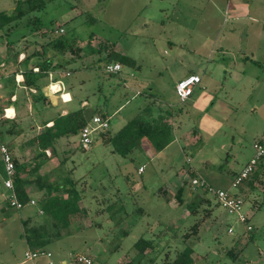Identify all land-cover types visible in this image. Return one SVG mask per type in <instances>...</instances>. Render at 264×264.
<instances>
[{
    "label": "rangeland",
    "instance_id": "374dc122",
    "mask_svg": "<svg viewBox=\"0 0 264 264\" xmlns=\"http://www.w3.org/2000/svg\"><path fill=\"white\" fill-rule=\"evenodd\" d=\"M16 1L19 0H0V12L11 15L16 8ZM44 1V9L26 17L17 30L8 34L9 40L20 32L29 33L30 29L25 27L27 19L35 16L41 17L46 31L63 28L64 38L77 42V46L81 45L84 64L101 67L107 60H118L121 51L127 53L128 57L136 55L144 61L147 69L143 68L142 72L151 80L150 86L145 89L147 94L163 108H171L169 105L173 108L182 106L183 114L178 116L177 126L173 127V144L162 155L155 151L149 158L136 152L128 157L137 181L133 191L128 184L130 181L121 176L116 180L114 178V183L103 166L109 167L111 164L114 167L115 159L122 160L118 158L119 155L113 157L111 152L115 146L113 142H108L118 131L116 116L111 120L110 130L106 131L109 139L104 140V134L107 133L99 131L93 135L94 144L88 151H83L79 143L80 134L62 137L69 143L67 164L42 178V181L51 180L54 183L45 191L49 194L40 205H28L20 211L10 208L4 201L8 192L4 188L5 177L0 173V264H48L44 259L25 262V252L29 246L24 239L22 221L28 219L32 220V225L45 224L52 231L70 232L71 235L46 247L53 254L54 264H62L61 254L65 255L68 264H78L75 261L78 255L87 256L93 264H167L188 247L194 250V264H264V175H259L249 186L250 180H247L238 189L232 188L235 177L255 156L254 144L259 140L264 143V32L259 30L264 25V14H252L256 20L247 21L252 41L247 39V44H243L241 50H229L227 56L238 61L237 69L241 70L244 80L234 88L229 87L228 100L224 92L218 89L212 94L215 100L205 110L187 113L192 98L181 103L176 85L182 78L194 73L185 71L190 68L196 54L191 45L192 38L190 40V34L185 31L186 28L191 29L187 26L191 11L182 5L183 0L178 7L176 3L180 0H165L164 3L152 0V4L135 23V11L141 6L133 0ZM144 18L162 20L154 22L150 30L135 41L133 32L140 28ZM36 36L38 34L29 36L27 44L38 40ZM167 36L174 39L176 46L168 43L165 39ZM2 41L5 40L0 39ZM253 44L255 47L252 48ZM176 47L182 53L170 63L172 65L167 66L166 61L176 51ZM200 57L203 61L208 59L203 52ZM225 66H229V60H226ZM228 68L225 77L230 84L231 75L236 70L232 66ZM69 69L75 73L77 71L73 64ZM198 73L205 80L206 73L200 70ZM216 75L219 79L224 78L221 71ZM78 77L75 75L70 80L75 82ZM113 88L121 94L119 101L113 104V97L104 96L108 85L104 84L103 91L100 90L103 94L100 105L105 106L109 101L106 110L110 115L115 111L112 108H118L120 103L126 102L123 89L118 85ZM89 96L94 98L93 94ZM144 98L129 99L130 102L121 111L128 112L131 106L143 103ZM220 100L224 101L225 109L218 112L219 103L216 108L211 107L214 101ZM58 124L63 126L62 119ZM7 130L13 131L10 134L12 139L1 132L0 141L9 145L14 141L17 144L15 127L10 125ZM143 165L146 173L138 176L137 171ZM173 171L179 174L176 186L171 183ZM193 177L204 179L216 189L230 190L243 197L244 212L251 215L253 231L248 232L246 225L226 213L213 195L193 187ZM114 187L121 189L120 199L111 201L106 193ZM181 187H184L183 204L178 203L176 197ZM241 189L246 192L242 193ZM105 198L107 201L103 202ZM202 199L211 202L201 205L199 201ZM84 201L88 206L81 211ZM192 203H195L193 207L200 205L198 214L190 210ZM37 207H41L45 214H38ZM204 209H210L211 215H205ZM31 210L37 212L29 213ZM201 221L198 235H193L192 227ZM230 227L234 229V234L228 232ZM186 235L191 237L186 238ZM142 238L153 242V248L148 249L146 255L135 249L136 243Z\"/></svg>",
    "mask_w": 264,
    "mask_h": 264
},
{
    "label": "crops",
    "instance_id": "0c3cea01",
    "mask_svg": "<svg viewBox=\"0 0 264 264\" xmlns=\"http://www.w3.org/2000/svg\"><path fill=\"white\" fill-rule=\"evenodd\" d=\"M133 1L137 2L138 6H141L139 7V10L135 11V16L133 19L135 23V21L139 20L145 10L148 9V7L152 4V0ZM181 1L182 0L176 3L177 7L181 4ZM184 1L185 0H183L182 5H185L191 11L190 16L187 17V21H190L187 26H189L191 29L186 28L185 31L190 34V40L192 38L191 45L193 47V52L196 54L195 60H193V62L190 64V68L185 72H194L192 74H196L201 77V83L196 87L194 94L191 97L192 99L190 101L189 108L187 109V113H194L196 111L200 113V111H203V109L205 110L206 106L209 105L212 100H215V97H213L212 94H214L218 89L219 91L224 92L225 97H227L228 100L229 94L227 90L229 87L234 88L241 83L242 79L244 80V76H241L240 74L241 70L237 69V64H239L238 61L235 59H228L227 56L230 52L229 50H241L240 47L243 44H247V39L251 40L248 33L249 29L247 28V21L248 19L256 20L254 17H252L253 13H257L259 15L264 14V12L261 11L264 10V0ZM164 2L165 0H161V3ZM171 5L173 6L174 4ZM176 6L174 5L175 10L177 9ZM161 20V18H144L141 22L140 28L133 32V35L136 38L135 41L141 36L142 33L149 31L154 22L158 23L161 22ZM162 22H164V20ZM259 30L264 32V25L263 28H260ZM42 32H46V30H42L41 33ZM41 33H38V36L36 37H39V39L34 40L32 45H30V43L27 44L28 37L22 38L27 34L25 32H20L19 34L14 35V37L10 40L5 33L0 35V39L5 40L0 42V125H3L2 128H0V139L2 135H8L12 139L10 134L13 131L7 130L8 126L10 125H12L13 128L15 127V134L18 137L15 139L17 144L14 143V141H12V145L2 141H0V144H6L11 149L15 161L22 167L19 178L24 182L26 194L29 199L37 200L39 205L43 199H46L45 196H48L49 194H47L45 191L54 183L51 180L42 181V178H45L48 173H52V170L54 169L60 168L62 166L66 167L67 164L66 157L69 153L68 141L66 142V140H63L61 137L56 139L53 145L48 147L43 146L41 141H39V138H41L43 135L46 134L45 138H47V136L49 137L54 133V131L48 132V130L54 128L55 122L65 118L68 114L82 111L89 123L94 116L105 115L106 119L109 121V128L107 130L109 131L112 124L111 120L114 116H116L117 118L115 119V126L118 128V131H116L114 134H117L130 121H132L134 118H137L138 116H142L147 120H153L163 116L165 118V122L169 123L173 127H176L178 116L183 114L182 106L173 108L172 105H169L171 108H163L161 105H157L155 99L147 94L145 89L146 87L150 86L151 80L142 72L144 71L143 68L147 69V66L144 65V61L138 59L136 55H131V57H129L132 60V65L130 68L122 65V71L120 73L109 74L105 71L106 63L100 67L91 64L87 65L82 62V56L84 53L81 45L79 48H81L82 51L77 57L69 53H65L64 55L57 54L50 48H48L44 53L45 59H47L53 65L61 64L64 66L68 64L62 69H57L56 71L51 72L56 80L63 83V91L65 94H69V96H65L66 100H62L61 94H55V92L50 89V77H45L40 80L39 89L26 88L23 84L24 79L22 73L28 68H38L36 66L41 59L40 57H34L29 61H25V59L29 54L36 50L42 51L40 47L43 45L45 39ZM259 34L261 35V33ZM165 39L168 40V43L172 44V46H176L174 39L170 38V36L165 37ZM25 40L26 43L24 42ZM10 42H14V45H10ZM253 47H255L254 44L252 48ZM175 50L176 51H173L171 57L166 61L168 64L167 66L172 65L170 63L176 61V59H178L182 53L179 52L180 50L177 51V47ZM201 52H203L208 57V59L204 61L201 60ZM120 53L122 56L128 57L127 53L123 51ZM226 60H229V66H225ZM72 64L76 65V73L74 70L69 69L71 68ZM230 66L234 67L236 71L233 72L235 76H233L232 73L230 84H228L227 77L225 76H227L229 72L228 67ZM199 70L206 73L205 80L202 78L200 73H198ZM220 71L223 72L224 78L220 77L219 79L216 75ZM81 74H83V76ZM75 75L79 77L75 82H73L70 79ZM67 79L69 80L67 81ZM104 84L108 85V91L104 96L113 97V100L116 98L115 101L112 100V104L113 102L115 103L119 101V97H121L119 90L113 88L115 85H118L123 89V99L126 100L124 104L120 103L118 108H112L115 110L112 115H110L106 110V107L109 106V101L106 102L105 106L100 105V100L103 96L100 90L102 89L103 91ZM58 87L59 86H54L53 90H57ZM74 87H77L78 89H74ZM69 88H71V90ZM91 89L95 90L91 91ZM89 93L93 94V99L89 96ZM194 95L197 96L195 99ZM140 96L145 97L143 103L131 106L130 110L126 113L121 111L125 108V104L130 102L129 99L137 100ZM218 103V112L220 109H225V103L222 100L219 102L214 101L213 107L211 108H216ZM221 103L223 105H221ZM6 110H8L7 115H5ZM9 111H12L11 116L8 114ZM1 132H3L2 135ZM173 142L171 144H173ZM107 144L108 143H105V145ZM171 144L168 145L158 155H162L163 152L168 150ZM136 152L143 153L145 156L151 158L155 150L147 139H143L138 142L134 152L125 158H121L123 156L117 153L114 148L111 152L113 157L119 155L118 158L122 160L115 159L114 167H111V164L109 167H107L105 164L103 165L107 174L114 183V178L116 180V178L119 176L130 181L128 184H130V190L132 191L135 189L134 186H136L137 181L134 178L135 170H133L129 164L131 162H129L128 157L132 156ZM143 167H145V165L138 169V176H143L146 173V169L141 172L140 169ZM0 173H2L3 177H5V170L1 156ZM178 175L179 174L174 171L171 173V183L175 186L176 183L179 182L178 179H176L178 178ZM259 175H264V160L257 168L256 175L254 177L257 179ZM251 180L248 181V186L252 184ZM252 187L253 185H251V188ZM241 192L245 193L246 190L241 189ZM120 194L121 189L114 187L112 190L106 193V196H110L111 201H114L116 199H120ZM236 194L238 195V193ZM100 201L101 198L99 197V202ZM106 201L107 200L105 198L103 202ZM87 206V202L84 201L81 211L86 210L85 207ZM39 208L41 209V207ZM32 212L35 211L31 210L29 213ZM86 213L87 211H85V214ZM44 214L45 212L40 215ZM86 230H88V228H86ZM29 249L30 248L28 247L27 250ZM64 256L65 255L61 254L60 260L62 264H68V261L64 258Z\"/></svg>",
    "mask_w": 264,
    "mask_h": 264
},
{
    "label": "trees",
    "instance_id": "16d2710c",
    "mask_svg": "<svg viewBox=\"0 0 264 264\" xmlns=\"http://www.w3.org/2000/svg\"><path fill=\"white\" fill-rule=\"evenodd\" d=\"M45 7L44 0H19L16 1V8L11 15H7L3 12H0V31L5 33L7 36L13 30H17L18 27L22 24L26 17L31 14L43 10ZM26 28L30 29L29 33L24 35L22 38H27L29 36H33L35 34L41 33L42 30H46L42 24L41 17H30L27 19ZM44 37V43L41 45V50H36L33 53L29 54L25 61H29L34 57H40V62L37 64L39 72H35L34 68H28L25 70L23 75V84L28 89H39V82L45 77H49L51 72L56 71L57 69H62L67 65H53L47 59H45L44 53L48 48L54 50L57 54L64 55L65 53H69L74 56H78L82 49L77 46V42H72L64 38L62 34H57L56 31H46L41 33ZM10 45H14V42H10ZM32 45V43H30ZM118 60H107L105 61V69L109 64L112 63H120L124 66H131L132 60L127 56L118 55ZM106 119V116H101ZM63 126L60 127L58 122L54 123V128L49 129V131H54L50 137L43 138L41 143H43L45 147L50 146L56 139L63 136L70 135H78L80 131L89 124L87 118L84 116L82 111H77L72 114H68L65 118L62 119ZM104 140L109 139V133L104 131ZM103 132V133H104ZM47 133V132H46ZM147 139L155 151L161 152L168 145H170L173 140V126L169 123L165 122V118L163 116L158 117L157 119L147 120L142 116H138L130 121L121 131L111 137L109 140L113 142L115 146V151L119 153L121 156L126 157L134 152L136 149L138 142ZM17 167L18 178L16 180V187L19 198L22 202L28 203L30 201L29 197L26 194L25 185L23 180L19 178L20 170L22 167L15 161ZM257 171V170H256ZM256 173V172H255ZM254 175V174H253ZM252 175V176H253ZM251 176V177H252ZM249 178L251 183L256 180V178ZM184 187H181L177 194L178 203L183 204L184 199ZM46 200L42 201L44 203ZM211 201L202 199L199 201V204L207 203L209 205ZM46 204V203H45ZM195 203L191 204V209L193 214H198L199 206L193 207ZM219 205V204H218ZM220 206V205H219ZM79 211V210H78ZM205 215H211L210 209H204ZM32 220L23 221L24 225V239L26 240L28 246L32 250L36 249H46V247L53 243L54 241H59L67 235H71L70 232L64 233V231H52V229H48V227L44 225H32ZM69 222V219H68ZM201 222L196 223L191 232L193 235H198L200 231ZM69 224V223H68ZM56 232V233H55ZM191 236L186 235V238ZM153 248V242L146 240L144 238L140 239L136 245L135 249L138 253L142 255H146L148 249ZM47 250V249H46ZM231 257L235 258V256L231 255ZM194 250L190 247L186 248L183 252H181L177 258L167 264H194ZM93 262V261H92ZM132 264V262H129Z\"/></svg>",
    "mask_w": 264,
    "mask_h": 264
},
{
    "label": "built area",
    "instance_id": "2783aa9c",
    "mask_svg": "<svg viewBox=\"0 0 264 264\" xmlns=\"http://www.w3.org/2000/svg\"><path fill=\"white\" fill-rule=\"evenodd\" d=\"M57 34H64L65 30L63 28L57 29ZM35 72H39L38 68H34ZM105 71L109 74H118L122 71V65L120 63L109 64ZM69 75V74H68ZM51 79L50 89L55 92V94H61V99L66 100L65 94L63 91V83L54 78V75L51 73L49 75ZM201 83V77L196 74H191L181 79L176 85V93L181 103L187 102L192 95L196 87ZM54 86H59L57 90H53ZM70 99V97H69ZM8 110H6L7 115ZM109 128V121L102 118L101 116H94L92 121L87 124L80 131V145L84 151H88L92 144L94 143L93 135L97 134L99 131H107ZM255 156L252 157L247 166L242 170V172L235 177L232 188L238 189L245 181H247L257 170V168L262 164L264 160V143L262 140L257 141L254 144ZM0 156L4 164L5 170V179H4V188L7 190V195L4 196V201L10 208L15 210H22L26 206H37L38 202L35 199H30L28 203H24L20 200L16 180L18 178L17 167L13 153L9 146L6 144H0ZM141 172L144 170L140 169ZM191 185L196 188H200L206 193L213 195L217 203L228 213L232 218L236 219L239 223L246 225L247 231L252 232L253 226L250 224L251 215L244 212V199L243 197L232 193L230 190L216 189L207 183L204 179L193 177L191 178ZM39 213L43 214L44 211L39 209ZM228 232L234 234V229L229 228ZM38 259H46L49 264H54L53 254L46 249H36L28 250L25 252V262L35 261ZM75 261L78 264H93L92 260L84 255H78L75 258Z\"/></svg>",
    "mask_w": 264,
    "mask_h": 264
},
{
    "label": "bare ground",
    "instance_id": "6f19581e",
    "mask_svg": "<svg viewBox=\"0 0 264 264\" xmlns=\"http://www.w3.org/2000/svg\"><path fill=\"white\" fill-rule=\"evenodd\" d=\"M8 114H9V116H11V115H12V111H9V113H8Z\"/></svg>",
    "mask_w": 264,
    "mask_h": 264
}]
</instances>
